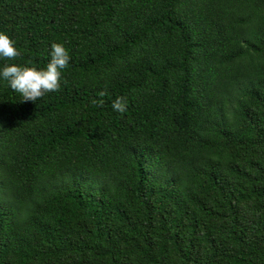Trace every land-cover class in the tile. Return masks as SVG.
Segmentation results:
<instances>
[{
  "label": "trees",
  "instance_id": "obj_1",
  "mask_svg": "<svg viewBox=\"0 0 264 264\" xmlns=\"http://www.w3.org/2000/svg\"><path fill=\"white\" fill-rule=\"evenodd\" d=\"M0 264H264V0H0Z\"/></svg>",
  "mask_w": 264,
  "mask_h": 264
}]
</instances>
